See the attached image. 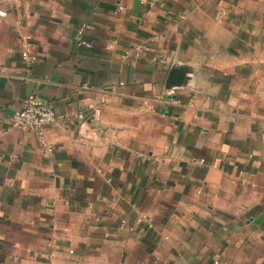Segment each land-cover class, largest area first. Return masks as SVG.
Listing matches in <instances>:
<instances>
[{
	"label": "crops",
	"instance_id": "1",
	"mask_svg": "<svg viewBox=\"0 0 264 264\" xmlns=\"http://www.w3.org/2000/svg\"><path fill=\"white\" fill-rule=\"evenodd\" d=\"M0 10V264H264V0ZM31 97L51 152L12 127Z\"/></svg>",
	"mask_w": 264,
	"mask_h": 264
},
{
	"label": "built area",
	"instance_id": "2",
	"mask_svg": "<svg viewBox=\"0 0 264 264\" xmlns=\"http://www.w3.org/2000/svg\"><path fill=\"white\" fill-rule=\"evenodd\" d=\"M0 16L6 17L7 13L0 10ZM83 45L90 47L88 44L83 43ZM144 50L145 46H138L135 49L134 54L139 56ZM21 57L28 70H31V68H33V66L39 61V55L36 51L33 38L30 35H26L23 38ZM160 61L164 62V60ZM114 90L115 88L112 87V91ZM105 104L106 99L102 98L101 105L103 106ZM59 118L60 117L50 105L46 104L39 98L31 97L25 102L23 108L12 116L11 121L13 128L20 130L21 132L35 134L38 137L42 148L46 152H51L52 147L47 142L46 130L48 127L55 124ZM77 118L78 120H83L84 116L80 114ZM143 222H147L149 226H152L153 218L143 217L138 219L136 223L142 224ZM126 223V221H122L121 227L124 228ZM130 230H134V228H131Z\"/></svg>",
	"mask_w": 264,
	"mask_h": 264
},
{
	"label": "water",
	"instance_id": "3",
	"mask_svg": "<svg viewBox=\"0 0 264 264\" xmlns=\"http://www.w3.org/2000/svg\"><path fill=\"white\" fill-rule=\"evenodd\" d=\"M185 72L186 70L183 68H177L176 66L172 68L166 82L167 94L170 97H174L172 95H174V90L176 88L182 87L184 85V82L186 80ZM97 118L98 117L93 116V118H91L88 123L92 124Z\"/></svg>",
	"mask_w": 264,
	"mask_h": 264
}]
</instances>
